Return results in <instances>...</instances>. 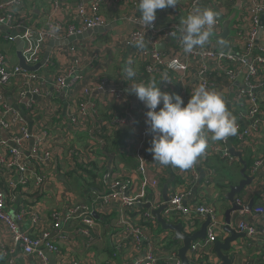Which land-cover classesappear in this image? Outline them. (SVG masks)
<instances>
[{
  "label": "built area",
  "instance_id": "1",
  "mask_svg": "<svg viewBox=\"0 0 264 264\" xmlns=\"http://www.w3.org/2000/svg\"><path fill=\"white\" fill-rule=\"evenodd\" d=\"M22 1L0 0V39L7 42L19 39L23 44L21 56L28 66H34L41 61L45 47L50 41H61L96 28L107 27L108 23L101 15L102 8L131 6L129 0H92L87 5L80 4L72 12L71 20L60 19L53 10L46 18L44 26L30 29L16 17L15 9L21 7ZM51 1L52 6L56 7L57 0ZM203 2L212 8L220 7L224 11L222 16L226 17L236 0H189L185 6L186 13L200 7ZM170 8V22L166 27L160 28L155 20L153 26L146 31L140 24L139 17L135 18L134 14L127 13L124 20L136 25V28L126 35L122 42L126 48H135V53L129 57L131 67L135 62L141 64L145 77L126 81L122 79L121 73L123 84L118 89H109L108 82L102 80L96 90L104 94L107 102L116 101L122 104L127 94L132 95L130 84H147L153 81V75L162 73L166 74V85L171 83L173 77V81L178 85L176 94L181 95L185 103L193 90L201 84L223 95L227 107H230L229 111L236 117V135L222 141L209 140L205 153L190 169L169 165L176 175L177 183L174 185L176 188H168V207L163 212V217L167 220L171 217L179 218L178 221L184 224L186 233L193 232L190 228L196 222L203 223L208 217L205 238L190 244L187 259L191 264H199L201 261L204 264H219L214 245L218 239L225 238L224 224L219 220L217 210L212 204H193L189 199L192 196V184L191 189H187L189 185L186 179L190 177L195 184L198 182L201 186L198 164L202 162L207 164L209 171L205 185H211L213 189L212 179L216 175L215 169H210V162L219 159L231 165L237 161V158L229 153L230 140H233L230 145L233 150L242 155L247 148H253L251 150L254 151L264 134V42L260 39L264 30V0L242 1L238 17L230 27L232 36L227 40V53L219 52L218 46L212 42L206 43L202 48L197 47L192 53H185L180 39L181 11ZM52 25H58L59 31L53 32ZM13 31L18 32L16 37L11 36ZM220 33L221 26L217 20L210 35ZM141 36H144L146 42L143 49L134 46ZM158 46L163 48L158 49ZM70 48L71 53L76 56L77 48ZM96 52L100 53L99 50ZM78 66L79 62L75 60L74 65L66 66L54 79H48V83L44 73L27 72L16 64L9 63L6 55L0 53V254L5 259V264H14L17 250L32 256L36 264H50L48 253L54 256L55 264H68L67 256L62 254L52 241V231H59L62 223L68 224L78 220L84 226L80 230L81 234L87 239L90 238L85 228L87 225L91 226L93 218L89 213L82 211L84 206L70 207L66 215L62 216L58 211L44 214L42 210L27 205L28 202L16 204L20 193H28L31 190L34 194H50L57 189L53 182L59 174H66L67 169L77 171L79 166L86 167L95 161V151L87 153L88 150H77L68 146L71 137L66 132L67 127H70L74 134L87 133L90 138H96L104 144L103 137L112 135L116 129L133 126L135 123V115L129 110L107 124L101 121L100 127H88L89 119L96 116L97 109L95 102L88 101L92 93V83L78 73ZM126 67H130V63ZM241 76L242 81L238 86ZM6 91L12 95V105L6 102L3 93ZM134 99L139 101L136 96ZM20 108L25 116L32 120L33 127L29 128ZM146 129L145 125L137 130L135 133L138 135L132 143H142L147 139L148 149L152 135L148 134ZM56 140L62 141L64 155L61 162L66 168L54 158L53 143ZM147 156L152 164L141 163L135 171L139 177L137 182L140 193L137 195L131 176L130 181L122 182L113 176L110 170L102 174L95 172L96 181L101 183L104 191L94 199L92 211L97 216L104 215L113 220V237L118 241L115 247L118 251L123 248L121 241H130L126 247L129 254L140 255L134 264H159V254L164 256L162 264H180L177 252L168 244H164L169 233H161L157 245L153 235L149 233L151 227H155L157 223L149 210L144 209L143 213L137 210L140 205L147 203L153 209L163 204L159 201L158 181L154 175L159 173L165 178V171H162L164 165L153 160L150 152ZM261 163L262 159L256 157L247 166L246 174L252 178V184L241 194L234 196L233 201L238 209L231 213L229 228L236 234L243 235L242 238L248 246H257L260 264H264V191L258 195L256 203V196L254 199L252 194L246 192L264 179V171L260 170ZM147 194H150L149 201L146 200ZM251 201L253 205L251 209H247ZM13 203L17 205L14 218L7 212V207ZM79 209L80 213H77ZM132 218L138 219L144 225L133 224ZM24 221L28 224L27 231L19 228ZM235 243L233 260L239 253V247H236Z\"/></svg>",
  "mask_w": 264,
  "mask_h": 264
},
{
  "label": "crops",
  "instance_id": "2",
  "mask_svg": "<svg viewBox=\"0 0 264 264\" xmlns=\"http://www.w3.org/2000/svg\"><path fill=\"white\" fill-rule=\"evenodd\" d=\"M91 1L92 0H57L56 7H54L52 6L51 0H23L21 7L15 9V13L17 19H21L25 27L37 29L44 26L46 18L53 13V10H55L60 16V19L71 20L72 12L75 11L80 4L87 5ZM129 1L131 2L130 7L102 8L101 15L107 21L110 29L105 33L92 34L91 36L83 38L79 41H74L71 43L72 45L70 44L64 47L53 48L50 53L48 64H46L40 72L44 73L45 78L49 83L48 79H54L55 76L64 70L66 66L74 65L75 60H78V73L85 77L86 80H90V84L92 83V93L89 96L88 101L95 102L94 104L97 109L96 116L89 119L88 127H100L99 124L101 121L107 124L113 119H117L118 117L124 115V113L129 110L134 113V125L116 129L115 132L112 133L113 137L109 140L105 148L104 144H101L96 138H90L87 133L74 134L72 133L70 127H67L66 132L71 137L68 146H73L77 150H82L87 146L94 145L93 149L96 151L95 154L97 157L90 165L94 167L97 173L102 174L110 170V172L113 173L112 175L116 176V178L122 182L127 180L130 181L132 177L134 192L135 195H137L140 193L139 184L137 182L139 181V177L135 174V171L139 166H141V163L152 164V161L147 156L148 140L145 139L142 143H132L138 135L135 132L144 128L146 125L144 103L140 100L137 102L134 99L135 95L133 94H127L126 100L122 104L116 101L107 102L104 94L102 95L96 90L102 80H106L108 82L109 88L114 87L115 89H118L123 84V80L121 79V73H123L122 70L129 62H131L129 58L130 55L135 53V48H126L122 42V39L136 28V25L124 20V18L127 17V13L134 14L133 16L135 18L140 16L137 8L138 0ZM187 3H189V0H179L178 4L174 7V10L177 9L181 11V13H179V20L187 15V9L185 7ZM200 7L212 8V6L208 5L206 2H203ZM213 9L220 15L224 13L220 7ZM170 11V7L163 10H157L156 21L160 28L166 27L168 22H170L168 18ZM260 39L264 42V30L261 32ZM70 46L77 48V50H75L76 56L71 53ZM17 47L18 46L15 41L7 42L2 39L0 40V53L6 55L9 63L14 65H17L18 63ZM97 50H99V54L96 52ZM103 66H105V68H103ZM132 69L136 73L134 78L141 79L145 77L141 64L135 62L132 65ZM165 76L166 74L158 73L153 75L152 80L156 82L157 86L161 87L162 91L176 93L178 85L173 81V77L171 83L166 85ZM169 77H171V74ZM3 93L5 95L6 102L9 98L13 104L11 93L8 91ZM60 101L63 108L64 103L62 102V98H60ZM21 109L22 108H20V110ZM228 109L230 110V107H228ZM61 119H63V115H61ZM31 127L33 126L30 125L29 128ZM232 144L233 140H230L229 145ZM251 149L247 148L242 153V159L246 162L248 161L249 164L256 157L262 159L260 170L264 171V134L261 137L260 142L256 145L254 151ZM53 153L55 160H59V163L65 167L61 162L64 155V148L62 147L61 140H56L53 143ZM238 164L241 166V169L242 165L237 159L234 165ZM198 166L202 184L200 186V183L197 182V184L192 187V196L189 199L192 200L194 205L202 203L211 204L210 202L213 201L212 206L217 210L218 218L224 224V213L230 205L222 197L228 189L222 191V189H219V186H214L213 189H211V185L207 187V185H205V181L209 177V171L207 170L208 166L202 162H200ZM220 168H226V166L220 165ZM162 171H165V178H162L159 173L154 175V178L158 181L157 191L159 192V201L161 204L164 202L162 197L164 186H166L168 191V188L170 187L176 188L174 185L177 183L176 175L169 168V165L163 166ZM117 174H119V176H117ZM217 177H225L223 181L227 183L231 182V185L229 186L235 185L241 180L240 171L236 168H233L226 173L222 170L221 172L218 171ZM81 178L78 173L75 174V171L67 169L66 174H59L53 182V185H56L57 187V189H54L53 192L50 194L39 195L38 193L34 194L30 190L28 193H20L17 197L16 204L20 205L28 202L27 205H32V207L42 210L44 214H48L52 211H58L62 216L66 215V211L70 207L80 208L81 206H84L82 211L87 214L89 213L87 209L88 202L92 205L96 196L98 194H102L104 188L96 183V177L92 178L87 175L85 179ZM92 185L93 187L91 188ZM263 191L264 179L256 187L250 188L246 192L252 194L253 198L256 196V203L258 195ZM145 194L146 192L144 195ZM148 198L150 199V194H147L146 196L147 201H149ZM189 199L187 201H189ZM222 200L225 201L226 204H221L220 201ZM260 201H262V199H260ZM16 204L13 203L7 207L8 214L13 218L17 209ZM140 209L143 213L144 209ZM77 213H80V209ZM98 217L99 219L93 218L91 226L87 225L85 228L90 234L89 239L81 234L80 230L81 228H84V226L80 224L78 220H73L68 224L62 223L59 231H52V241L55 243L60 252L67 256L68 264H134L135 261L139 259L140 255L129 254L126 247L130 241H121L120 244L123 243V248L118 251L114 247L118 241L115 237H113V220L105 218L104 215ZM178 220L179 218L176 219L172 217L169 219V221L173 224L178 223ZM131 221H133V224L140 226H143L144 224L136 218H132ZM201 223L202 222H196L190 230L196 232L200 228ZM19 228L27 231L28 224L26 221L21 223ZM150 231L151 232L149 233L153 235V238L158 245V234L162 233V231H160L158 225L153 228L151 227ZM224 235L226 238L227 234ZM168 236V238H171L172 235L169 234ZM235 244L236 247H239V253L237 258L233 260L232 264H257L259 262L260 257L259 253L256 251L258 250L256 248L257 246H248L244 238H239ZM170 248L177 252L179 243L170 246ZM158 249L161 250L160 247ZM163 257L164 256L162 254H159V264H162ZM47 258L49 263L52 260L55 264V258L52 254L48 253ZM5 263V259L0 254V264ZM14 264H36V260L32 256L26 255L20 250H17Z\"/></svg>",
  "mask_w": 264,
  "mask_h": 264
},
{
  "label": "clouds",
  "instance_id": "3",
  "mask_svg": "<svg viewBox=\"0 0 264 264\" xmlns=\"http://www.w3.org/2000/svg\"><path fill=\"white\" fill-rule=\"evenodd\" d=\"M178 2L138 0L139 21L144 30L153 26L157 10L174 8ZM218 16L211 7H195L181 18L180 39L185 53H192L207 43ZM51 30L59 31V26L52 25ZM145 44L144 36H141L134 46L143 49ZM122 71V79L126 81L136 76L132 67ZM129 86L131 93L147 108L146 131L152 135L147 151L161 165L190 169L205 153L209 140L222 141L238 131L236 117L229 111L223 95L203 84L193 90L186 103L181 95L162 91L154 80L147 84L134 82Z\"/></svg>",
  "mask_w": 264,
  "mask_h": 264
},
{
  "label": "water",
  "instance_id": "4",
  "mask_svg": "<svg viewBox=\"0 0 264 264\" xmlns=\"http://www.w3.org/2000/svg\"><path fill=\"white\" fill-rule=\"evenodd\" d=\"M242 1L243 0H236L234 7L230 11V13L223 17L219 14L217 17V20L220 22L221 26V33L219 35H210L208 38V42L215 43L218 46V51L221 53H227L229 47L227 40L232 36V32L230 30L231 25L235 22V20L238 17V14L242 7ZM110 29V27H104V28H96L91 31H87L83 33L82 35L78 36H71L65 40L62 41H50L47 46L45 47L43 56L41 61L34 65V66H28L23 57L21 56V49L23 47L22 42L19 39H15V43L17 44V59L18 63L17 66L27 72H36L39 71L41 68H43L49 61L50 53L53 48L56 47H64L67 45H70L74 41H79L83 38L89 37L92 34H102L107 32ZM17 31L11 32V36L16 37ZM163 46H158V49H161ZM242 81V76L239 78L237 85L240 86V83ZM109 89H115L114 87H110ZM62 98V95L60 96ZM26 100H24V103ZM7 103L9 105H12L11 99H7ZM21 115L26 120L28 125H32V120L28 119L24 111L20 110ZM228 150L231 156L236 157L240 164L242 165V168L240 169V176L241 180L232 186H229L228 191L223 195V199H225L230 207L225 211L224 213V226L223 230L225 234H227L226 238L222 241H218L214 245V253L218 260L220 261L219 264H232L233 259L232 255L233 252V244L239 239L244 237L243 235L236 234L232 229L229 228L230 219H231V213L236 211L238 208L235 206L233 198L235 195L241 194L247 187H249L252 184V178L249 177L247 172V162L242 159V155L240 152H237L231 148L230 145H228ZM167 188L164 186L162 191V197H163V204L153 209L151 208L150 204H144L140 205V208H143L145 210H149L150 214L154 218L155 222L160 228V231L166 232L171 234V241L179 243V248L177 250V255L180 260V264H191L187 259V252L189 249V246L192 242L195 240H203L205 238V230L209 223L208 217H206V220L200 225V228L196 232L186 233L184 224L181 222H178L176 224L171 223L169 220L163 217V212L167 209L168 204L167 202ZM253 205V201H251L247 207V209H251ZM87 209L94 219H99V217L92 211V206L88 202ZM50 264H54V261L51 260ZM199 264H204V262H200Z\"/></svg>",
  "mask_w": 264,
  "mask_h": 264
},
{
  "label": "trees",
  "instance_id": "5",
  "mask_svg": "<svg viewBox=\"0 0 264 264\" xmlns=\"http://www.w3.org/2000/svg\"><path fill=\"white\" fill-rule=\"evenodd\" d=\"M1 40V39H0ZM41 70V69H40ZM39 70V71H40ZM113 137V135H109L108 137H103L102 138V140H103V142H104V148L106 147V145L108 144V142H109V140L111 139ZM93 146L94 145H92V146H89L87 149H84V150H88V152L87 153H92V152H94V149H93ZM96 152V151H95ZM92 162H90L89 164H87L86 165V167H83V166H79V169L77 170V171H75V174H77L78 173V175L80 176V178L81 179H85L86 177H87V175H89V176H91L92 178H95V172H96V170L94 169V167L92 166V165H90ZM211 163H212V165H211ZM210 163V169H215V165H225L226 166V168H224L225 169V173L226 172H229V170H231V168L232 167H237V170L239 169V171H240V165L238 164V165H234V164H231V165H229V164H227V163H225V162H223V161H221V160H219V159H215L214 161H212ZM91 166V167H90ZM247 166H249V162L247 161ZM187 171V170H186ZM185 171V172H186ZM79 173H82V174H79ZM214 174L216 175L212 180H213V184H214V186L216 187V186H219V189H222V191L223 190H225V189H228L229 188V185H231V182H229V183H227V182H225V181H223L224 180V178L225 177H223V178H220V177H217V171H216V169H215V171H214ZM185 175H186V173H185ZM228 176V175H227ZM79 178V177H78ZM80 180V179H79ZM96 181V180H95ZM221 181V182H220ZM186 182L188 183L187 185H189L188 187H187V189H191V184H192V187L194 186V185H196L195 184V182H193L192 181V179L189 177V178H187L186 179ZM96 183L98 184V185H100V186H102L101 185V183H99V182H97L96 181ZM218 183V184H217ZM233 183V182H232ZM93 187V185L91 186V188ZM194 193L196 194V192L194 191ZM139 212H141V209H140V207H138V209H137ZM106 218V217H105ZM144 225V224H143ZM219 241H222L223 240V238H220V239H218ZM164 244L166 245V244H168V246H173V245H176V242H172L171 241V238H167L165 241H164ZM114 247H116V244L114 245ZM260 260H259V264H260ZM262 264V263H261Z\"/></svg>",
  "mask_w": 264,
  "mask_h": 264
},
{
  "label": "rangeland",
  "instance_id": "6",
  "mask_svg": "<svg viewBox=\"0 0 264 264\" xmlns=\"http://www.w3.org/2000/svg\"><path fill=\"white\" fill-rule=\"evenodd\" d=\"M233 168H236V169H237V167H232L231 169H233ZM215 169H216V171H217V172H218V171H220V172H221V170H222V171H225V169H224V168H220V165H215ZM232 171H235V170H232ZM232 171H231V172H232ZM220 182H221V181H220ZM210 203L212 204V203H213V201H212V202H210ZM220 203H221V204H222V203H223V204H226V203H225V201H223V200H222V201H220ZM162 233H163V231H162ZM160 234H161V233H160ZM160 234H158V236H159Z\"/></svg>",
  "mask_w": 264,
  "mask_h": 264
}]
</instances>
